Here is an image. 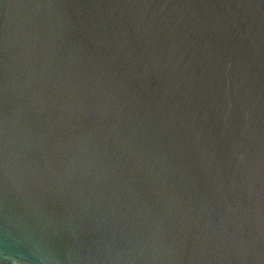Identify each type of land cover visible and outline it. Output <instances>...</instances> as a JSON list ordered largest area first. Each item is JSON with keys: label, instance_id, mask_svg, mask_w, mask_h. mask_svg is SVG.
<instances>
[{"label": "water", "instance_id": "95a60500", "mask_svg": "<svg viewBox=\"0 0 264 264\" xmlns=\"http://www.w3.org/2000/svg\"><path fill=\"white\" fill-rule=\"evenodd\" d=\"M0 264H264V0H0Z\"/></svg>", "mask_w": 264, "mask_h": 264}]
</instances>
